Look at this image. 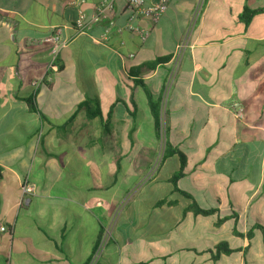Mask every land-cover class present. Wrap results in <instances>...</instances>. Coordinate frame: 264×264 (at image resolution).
Listing matches in <instances>:
<instances>
[{
	"label": "crops",
	"instance_id": "crops-1",
	"mask_svg": "<svg viewBox=\"0 0 264 264\" xmlns=\"http://www.w3.org/2000/svg\"><path fill=\"white\" fill-rule=\"evenodd\" d=\"M77 1L0 0V200L12 193L0 213L6 228L0 264H83L91 257L114 199L110 191L126 173L124 163L146 144L142 125L153 129L144 91L136 87L131 99V80L161 96V112H168L162 124L188 158L179 188L220 217L235 213L243 233L264 226V11L247 24L240 18L244 7L264 8V0H168L156 22L139 17L135 23L124 0H113L97 20L105 0H83L80 7ZM79 10L89 23L84 34L73 26ZM131 24L148 30L144 43L128 30ZM54 28L68 41L56 72L48 69L50 46L42 42ZM166 57L151 74L136 76L141 66ZM220 132L228 134L229 149ZM163 164L150 187L159 193L132 203L141 219L116 223L117 240L101 256L105 264H116L117 252L139 241L150 251V260L139 264H264L258 231L248 244L233 235V219L216 226L215 215L184 213L188 201L161 181L178 161ZM26 178L34 192L22 200ZM186 181L189 188L180 186ZM159 200L165 203L155 206ZM221 241L238 251L213 262L208 250Z\"/></svg>",
	"mask_w": 264,
	"mask_h": 264
},
{
	"label": "rangeland",
	"instance_id": "rangeland-1",
	"mask_svg": "<svg viewBox=\"0 0 264 264\" xmlns=\"http://www.w3.org/2000/svg\"><path fill=\"white\" fill-rule=\"evenodd\" d=\"M170 81L171 79H168L165 82L164 85L165 93L167 92L169 93L168 90L170 89ZM168 93H167V97H168ZM163 128H164V124H162V130ZM141 135L143 137L141 142L142 143L145 142L146 144L143 143V145L140 146L141 150L135 153V155H139L137 156L136 160H134L133 162L124 163L126 173L119 179V184L115 186L117 189L113 188L110 191V196L113 197L114 199L109 204V209L105 214L106 216H104L103 219L101 220L104 226L102 231V237L98 250L96 251L90 264H96L97 262L98 264H105L104 260L101 259V256L105 251V248L107 249L109 246L111 247L112 244L114 243L113 240H117L116 237L113 238L114 235L112 233V230L114 229V227H116V223L117 222L119 223V220L126 218L128 220L141 219V217H139L138 215L139 212L138 206L136 208H133L132 203L142 202L146 198H155L156 195L159 193V190H157V192H154V190H150V187L154 184L153 175L155 174V170H159L160 168L161 170L164 171L166 169V168L164 169L163 163H162L163 165L161 164L160 167L157 168L163 152V141L156 142V140L154 139L155 138L154 131L153 129L150 130L148 124L142 125ZM219 137H222L221 142H224L226 144L225 149H229L231 146L229 145L228 134L226 132L224 133L220 132ZM213 150L214 148L210 149V151ZM239 151H243V150L240 148L237 149V151L234 153H238ZM113 168H114V163L112 164V169ZM108 174H109V182H110L111 169L109 170ZM180 186L189 188L188 181L184 182L183 184L181 182ZM195 196L197 197L198 195ZM11 198H12V193L9 191L8 193H6L4 200H0L1 202L0 213L6 209V206L8 205V203H10ZM18 211L19 210H17L16 212L18 213ZM22 215L23 214L20 213L19 219L22 218ZM118 244H120V241H118ZM132 244H134V246L127 247L117 252L115 256L117 261L116 264H139V262L141 261L144 262L150 260V255H149L150 251L147 250V245L145 243L139 241V242H134ZM233 244H235V242ZM252 246L255 247V244L252 243ZM252 264H263V261L262 259H259L258 261H255Z\"/></svg>",
	"mask_w": 264,
	"mask_h": 264
},
{
	"label": "trees",
	"instance_id": "trees-1",
	"mask_svg": "<svg viewBox=\"0 0 264 264\" xmlns=\"http://www.w3.org/2000/svg\"><path fill=\"white\" fill-rule=\"evenodd\" d=\"M264 8H258L254 10H250L246 7L242 10V13L240 15V18L242 21L247 24L251 20V18L260 13L263 12ZM168 60V57L164 59H157L152 63H148L146 65L141 66L137 70V75L136 76H143L146 74H151L154 70L155 67L158 64H162ZM131 76V75H130ZM131 80V79H130ZM131 83L133 86L129 87V90L131 92V99L133 96V91L136 87H140L147 98L148 105H149V110L150 114L153 119V131L155 138L158 141H163V152L160 158V162L158 165V168L160 165L169 157H175L178 161V168L166 179H162L161 181H166L172 186V193L177 194L178 196L182 197L184 200L188 201V205L183 209V212H190L193 216H203V217H210V216H216V226H220L227 220L233 219V227H232V233L234 236L240 238V239H246L248 244L251 243V240L253 239L255 235V231L259 232L260 235V240H261V246L264 251V226L257 224L253 225L248 231L243 233L240 231L237 227V215L235 213H232L231 215L228 216H222L220 217L218 215V209L217 208H208L204 209L201 208L194 197L189 194L186 191H183L179 188L178 182L186 176V168L188 166V158L187 156L177 147L174 146L170 140H169V127L167 125H164V128L162 130V121L165 116H167L168 112L167 110L164 111V113L161 112V96L158 97L157 99L153 98L150 89L143 83L141 80H131ZM26 103L28 106L31 107V102L30 100L26 99ZM130 115L132 118L135 117V114L130 112ZM213 146H210L207 151L204 154V157L202 159L196 158L195 160L198 162H195V165H193V169L196 168L197 165L202 164L207 158V154L210 152V149ZM118 170H119V165H118ZM2 179V173L0 169V181ZM163 203H165V200H159L155 203V206H160ZM169 204H174V201H168ZM102 234L98 236V239L96 243L94 244L93 250H92V255L89 257L83 264H90L96 251L98 250V247L100 245ZM238 249H232L229 247V244L227 241H221L217 243L216 245L213 246L212 249H209L208 252L210 253L211 260L213 262H216L222 255L224 256H230L231 254L237 252Z\"/></svg>",
	"mask_w": 264,
	"mask_h": 264
},
{
	"label": "built area",
	"instance_id": "built-area-1",
	"mask_svg": "<svg viewBox=\"0 0 264 264\" xmlns=\"http://www.w3.org/2000/svg\"><path fill=\"white\" fill-rule=\"evenodd\" d=\"M124 1L128 9L131 12V15H130L131 22L135 23L139 17H148L152 21L156 22L162 15V13L164 12L166 8V2L168 0H159L158 3L151 4V5L146 4L144 0H124ZM82 3H83V0H78L76 4L77 6L80 7ZM70 4L72 3L70 2ZM112 9H113V0L103 1L97 7L94 19L95 20L99 19L100 17L104 16L106 13H108ZM85 18H86V14L82 10H79V16L76 18V20L74 21V25H73L78 34H84L89 29V23L86 22ZM127 28L129 31L136 34L138 39L143 43L147 40L149 36L148 30L142 28L139 25L131 24ZM60 32H61L60 28H54L51 35L42 39L43 43H46L50 46L51 62L49 64L48 69L52 72L57 71V66L55 64L57 55L68 44L67 40H64L61 38ZM40 83H42V81H39L38 84ZM36 84L37 83H35V85ZM233 107H234V116L236 118H241L242 108L240 107V105H238L237 103H234ZM33 192H34V185L29 181L28 178L23 179L20 185V193H21L22 200L25 196L33 194ZM5 230H6L5 227L3 226L0 227L1 232Z\"/></svg>",
	"mask_w": 264,
	"mask_h": 264
}]
</instances>
